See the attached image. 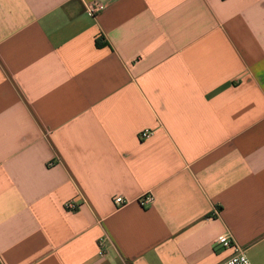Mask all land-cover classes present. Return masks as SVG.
I'll use <instances>...</instances> for the list:
<instances>
[{
  "label": "crops",
  "instance_id": "obj_1",
  "mask_svg": "<svg viewBox=\"0 0 264 264\" xmlns=\"http://www.w3.org/2000/svg\"><path fill=\"white\" fill-rule=\"evenodd\" d=\"M223 235L264 264V0H0V264H223Z\"/></svg>",
  "mask_w": 264,
  "mask_h": 264
},
{
  "label": "built area",
  "instance_id": "obj_2",
  "mask_svg": "<svg viewBox=\"0 0 264 264\" xmlns=\"http://www.w3.org/2000/svg\"><path fill=\"white\" fill-rule=\"evenodd\" d=\"M106 8H107L106 2L93 1L87 4L86 13L91 17H96L99 13L104 11ZM151 135H152L151 131L146 130L141 133L140 137L141 139H148ZM153 201H154V197L152 195H146L142 197L139 202L142 206H145V205L151 204ZM114 203L118 207H123L128 204V201L124 197L119 196L114 199ZM66 208L68 210H74L76 209V205L75 203L70 202L66 205ZM105 242H106L105 238H101L99 240V245L101 249H103V244ZM216 244L220 246L221 248L234 250V255L223 264H251L245 254L244 249L237 247L234 244L232 237L228 235L220 236L217 239ZM102 253L103 252H100V254Z\"/></svg>",
  "mask_w": 264,
  "mask_h": 264
}]
</instances>
